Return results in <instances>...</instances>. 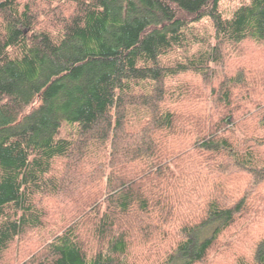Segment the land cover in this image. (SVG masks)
I'll use <instances>...</instances> for the list:
<instances>
[{
    "label": "trees",
    "instance_id": "trees-1",
    "mask_svg": "<svg viewBox=\"0 0 264 264\" xmlns=\"http://www.w3.org/2000/svg\"><path fill=\"white\" fill-rule=\"evenodd\" d=\"M221 1L0 0V264L225 262L264 222V68L235 62L264 45V0ZM55 216L41 254L18 247ZM250 235L236 264H264Z\"/></svg>",
    "mask_w": 264,
    "mask_h": 264
},
{
    "label": "rangeland",
    "instance_id": "rangeland-1",
    "mask_svg": "<svg viewBox=\"0 0 264 264\" xmlns=\"http://www.w3.org/2000/svg\"><path fill=\"white\" fill-rule=\"evenodd\" d=\"M249 1L250 0H223L221 1L220 8L226 17H232L233 13L236 11L237 8L249 3ZM195 28H196V31L201 34L210 35L214 33V29L211 25V22L208 19H205L201 23L196 24ZM176 56L177 55L174 54L171 56V58L174 59ZM240 57L243 58L244 60H248L249 63L247 64V70L251 72H255L256 69L261 68V66H263L264 68V45L248 44L246 46H243V48H241V50H239L236 53L235 62L237 60H240ZM230 72H231V68H230ZM188 78L189 77L181 79V83L182 82L187 83ZM71 133H72L71 127H69L68 125L63 126V129H62L63 137H69ZM61 168H62V164L59 165L58 170ZM252 179L253 178L251 176H245L244 178H241L239 176H234V178H231V188H232L231 190L238 189V188H246L248 183L253 182ZM237 194H239V192H237ZM55 204L58 205L57 202H54L53 200H49L47 201L46 206L50 210V209H53L52 207H54ZM262 209H264V204L262 206ZM56 214H58V212ZM259 219L260 218L254 217L252 221H249L250 224L243 225L239 227L240 229L236 228V234L235 235L232 234L233 237L231 238V240L235 238L234 242H232V245H230V247L229 245L226 246V252H228L231 255V258H228L225 260L226 263L224 261H223L224 263L218 262V260L222 257V255L221 256L215 255L214 257L210 259L209 264H229V263L236 264V260L238 258H244L246 260L252 261L253 254L255 251L254 249L255 245L254 243H252V235L247 237V231L248 230L257 231V232L262 231L264 234V222L260 224ZM60 223H61L60 217L58 216L53 217V219H51L50 222L48 223V227H45L44 230L39 231V232L37 230L33 232H29L24 238L20 239L18 242L19 243L18 247L22 243L23 246L35 244L33 245V247L35 246L37 247V249H40V247L42 246L43 248L44 247L43 245H45V239L49 238V234L47 232L57 231L61 226ZM41 234H42V237H41ZM225 241H228V239H226ZM42 248L38 251L37 254L42 253V250H43ZM142 252L143 251L141 249L140 250L134 249L130 256L131 262L136 260L137 264L140 262H141L140 264H144L145 260L147 261V263H149L148 262L149 259L150 261L153 262L152 258H149L148 254L146 255L145 251H144V254ZM150 253L151 252H149V254ZM25 259L26 258L24 257V255L15 254L12 252L6 256L3 264H22L25 261ZM154 261H155V258H154ZM152 262L150 264H154ZM158 262L159 264H162L161 261H158Z\"/></svg>",
    "mask_w": 264,
    "mask_h": 264
}]
</instances>
